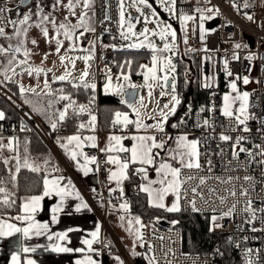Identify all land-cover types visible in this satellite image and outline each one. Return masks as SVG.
Returning a JSON list of instances; mask_svg holds the SVG:
<instances>
[{
  "label": "built area",
  "instance_id": "1",
  "mask_svg": "<svg viewBox=\"0 0 264 264\" xmlns=\"http://www.w3.org/2000/svg\"><path fill=\"white\" fill-rule=\"evenodd\" d=\"M20 2L0 0V8L5 9L0 15V27L4 28L5 34L13 31L14 26L8 20L10 12L20 8ZM207 3L219 10V23L205 34L203 42H199L195 33L189 43L197 49L199 86L208 92V98L202 103L205 107L197 108L192 102L184 104L178 114L177 127L154 134L157 142L166 140L175 132L196 135L200 167L181 168L179 209L210 215L212 240L201 253L185 252L178 227H173L170 221L163 223L164 219L155 221L147 218H140L143 225L141 227L140 224V237L149 249L153 264H232L234 261L237 264H264V0H208ZM204 6L203 2L199 5L200 8ZM197 7L194 0H175L178 13H192ZM93 9L92 34L96 47L92 64L96 71L94 80L98 83L105 76L102 67L111 65L118 51L131 48L128 45L132 41L118 34L117 0H94ZM89 38L90 33H84L78 40L85 44ZM236 44L240 48H235ZM203 77L209 79L210 86L201 84ZM244 77H248L249 83H244ZM233 81L238 92L249 93L247 115L250 118L243 125L234 117L222 114L223 97L236 95L229 87ZM3 97L10 101L8 93ZM97 107L96 103H90L88 112L98 113ZM238 107L239 102L233 105V108ZM16 108L23 116V122L17 126L0 123V136L34 131L51 147L53 142L37 119L25 107ZM112 120L105 130L121 134L128 131V127H114ZM205 121H208L207 125ZM221 134L231 139L223 141ZM237 137H243L239 144L236 143ZM240 148L248 151L242 152ZM234 151L238 153L236 157L233 156ZM86 153L91 154L92 151L86 150ZM104 167L105 163L101 161L100 172ZM134 172L139 175L136 168ZM104 183L105 177L101 174L100 185ZM193 188L196 192L192 191ZM100 193L104 197L102 190ZM114 199L127 203L120 191L116 192ZM213 215L217 216L215 221ZM91 247L97 254H105L113 248L124 264H134L109 229L106 235L101 234L92 242Z\"/></svg>",
  "mask_w": 264,
  "mask_h": 264
},
{
  "label": "snow or ice",
  "instance_id": "2",
  "mask_svg": "<svg viewBox=\"0 0 264 264\" xmlns=\"http://www.w3.org/2000/svg\"><path fill=\"white\" fill-rule=\"evenodd\" d=\"M92 0H83V9L87 10L91 6ZM158 2L170 13L173 11V7L175 4V0H158ZM56 3L59 4L60 0H56ZM80 3V0H75V4L73 3V0H69V3L65 5L70 11L72 15H75L74 8L77 4ZM139 3L142 5H145L149 8H151V5L148 4V0H139ZM123 5V0H121V6ZM55 6V5H54ZM247 6V5H245ZM5 9L0 8V15L4 13ZM7 11H11V9H8ZM41 10H38L37 14H40ZM211 11V10H210ZM153 16H156L155 10L152 12ZM87 16L86 11H82L80 14V17L78 19V22L75 25L72 24H64L61 23L58 26L55 24V21H50L53 25V27L56 29L57 33L59 34L62 30L63 36L66 40L70 41L69 50H75V41L81 37H83L84 32L91 31L92 29L85 26V17ZM211 19V16L208 17ZM42 19L44 21H48V16H43ZM67 20V17L65 18ZM105 19H108L107 15H105ZM147 20V17H145ZM181 23L183 24L186 20H191V16L181 15L179 17ZM203 20V17H201ZM248 19H252L251 16H248ZM30 20V16L28 14H24L23 19L19 20V24L24 25ZM8 23L15 26L16 21H12L11 19L8 20ZM124 23V12L123 7H121V25L123 26ZM159 24V21H157ZM39 26V25H37ZM83 27L84 31L80 33L79 37L74 36V33L77 29ZM134 25L131 23L127 26V32H121V35L124 39H129L131 36H143V41L140 43L130 44L128 47L131 48H140L145 46V42H147V47L150 48L153 51V55L151 58V67H148L147 65H141V68L146 69L142 74L144 76L145 80V87L148 88V97L149 100L153 97V89L154 87L160 88V96L163 97L167 95L166 89L171 88L172 95H171V104H164L163 108H156L153 109L154 112L157 113V115L150 117V119H153L155 121L154 124H148L145 123V121L141 118V109L145 108L146 105L144 104V97L140 96L139 99L135 98V95L133 93H125L124 88L122 85H118L115 87V91L117 93H123L125 98L121 99L122 104H126L127 107L131 110L132 113L135 114L136 119L133 120L129 117V113L127 112H120L116 111L114 113V118L112 120L113 126H122L123 128H127L129 125H135L136 129L139 131H143L145 134L143 135H131V136H119V135H110L108 137V144L105 148H101V152L108 153L107 155V163L115 166V170L110 169V175L108 179L110 181H115L118 185L120 182L124 179H127V172L131 165L139 164L141 167L136 168L137 173H143L144 177L147 178V168L144 166H151L155 163V157L159 155V152H154V149H163L165 148V141L161 140L160 142H157L156 135L155 134H149L150 130H154V132L163 133L164 132V125L168 121L169 116L173 115L176 111V106L180 104V100L175 95V80L170 79L169 72H175V65L172 62L171 57H158L155 53L156 52H165L170 51L173 48V45L176 41V32L171 29V25L164 24L160 27L159 31L156 30H150L148 28H144L139 34L135 33L133 31ZM201 29V39H204L203 32H204V26L203 23L200 25ZM21 29L17 28L16 33L19 34ZM24 32L27 31V29H23ZM42 34L45 38H48V29L42 28L41 29ZM151 32L152 35L159 36L161 40H167L168 37H171V43H164V47L162 49H158L155 44H153L148 37V33ZM5 31L3 27H0V36L4 35ZM51 39L56 40V53H59L61 50V47L63 46L64 41L58 39L57 37H52ZM33 44H36L37 42L35 40L32 41ZM91 43V42H90ZM185 43H187V37L185 36ZM235 48H240L239 44L235 45ZM20 47H16L15 51L20 52ZM6 51L3 48H0V52ZM28 50H25L24 55L28 56ZM47 57V54L45 55V58ZM91 56H83V57H75L71 59V63L73 67L75 66V59H83L86 64V68L84 72L81 74L80 80L83 83V86L85 88L91 87L92 89H95L96 85L92 83L89 85L85 81V77L89 75L88 71V62L91 60ZM237 58V57H234ZM251 58V57H249ZM69 57L67 56H60V61L63 63L65 60H68ZM26 61H21L20 63H25ZM12 61H9V64H11ZM128 64L130 65L131 62L129 61ZM35 71L36 73H40L41 71H45L42 68H35V69H29V75H31L32 71ZM225 70L227 71V61H225ZM48 71H51L50 69ZM70 73L65 72L64 75H60L58 77H54V79L64 81L68 79ZM228 75H231L230 72H228ZM125 80H129L130 78L127 75H124L123 77ZM111 78L109 77V83L106 84L105 88L108 90L111 87ZM244 83H249L248 77H244ZM210 86V85H205ZM45 87H48L47 81H45ZM129 88L135 89L137 85L129 83ZM232 92H235L236 95L233 96L231 94H226L223 97L224 104L222 107V114L226 117H234L235 120L243 125L245 124V121H247L250 117L247 115V104H248V98L249 93L243 92L240 93L237 90L236 82L233 81L229 85ZM21 91H24L23 88H21ZM60 99L62 100H70L69 96H61ZM239 102L238 108H233V105ZM74 103V102H73ZM73 103L65 104L64 110L59 112V121H63L66 118L67 110L69 108L73 107ZM157 104L159 105V101H157ZM139 105V107H137ZM87 107L85 105H79L78 111L83 113L87 111ZM167 110V111H165ZM203 111V109H201ZM243 116V119L241 117ZM4 118V113L0 112V119ZM205 125H207L208 121L204 122ZM89 124L91 125L92 129L95 128V116H90ZM86 125L81 123L78 128L83 129ZM173 127H177V125H173ZM51 128L55 130L57 128V122L53 121L51 122ZM245 131H247V128H245ZM67 141L66 143H60V139L58 138L57 142L60 143V147L65 149L66 153L69 154L70 159L77 160L78 156H83L84 163L80 165V167L85 171V174H87V171L90 169L88 168L89 164H93L97 162V157L95 156H87L82 151H71L68 152V145L75 142V149L80 150L84 146L85 142H93L91 143V147H97V145L94 143L95 136H86L81 137L79 134L71 135L66 138H64ZM125 139H131L134 141V143L131 145V147H126L123 144V141ZM223 141H228L231 138L227 135L221 134L220 137ZM243 137H237V144H239L240 140H242ZM178 142H180V148L182 150L176 151L175 154L172 156V159H176L177 156H179V163L181 167H174L171 163L168 162H161L159 166L156 168L157 175L161 178L158 181H149V184L147 187L141 185V189L148 193L149 195V203L153 206L158 207H165L163 201L165 196L172 192L177 197V202L179 201V191H180V185L181 181L179 179L181 168L187 167V168H199L200 164L198 162V150H197V141L192 140L188 141V137L185 135H181L177 137ZM235 147V146H234ZM259 147V146H257ZM240 151H248L247 149L240 148ZM112 153H116L113 155ZM121 154H127L125 156H122ZM264 154V153H262ZM238 153L236 151L233 152V156L236 157ZM249 155H252L251 152H249ZM7 163V161H5ZM79 163V162H78ZM26 166L31 167L30 165H27V162H25ZM33 171H38L39 169L32 167ZM59 179H63V177H60ZM59 179H54L51 182L45 178L44 180V192L42 196H32L30 198L31 206L26 203L22 206V210L26 213V215H18L14 219L20 220V221H28L26 227H18L16 224L10 223L6 220L0 219V237H8L12 236L15 233H22L23 236L27 239L30 238L31 235H43L48 230V224L44 223H37L34 221L33 213H35L37 206L39 204V201L42 200L45 196L51 195L55 193L56 195L60 196L61 203L63 202L64 196L68 194L69 186L71 185V182L69 181V185H66L64 187L59 186ZM191 179V177H189ZM245 179H249L248 177H245ZM51 183L52 187H49V184ZM159 183L161 187L159 189L152 188L151 185ZM201 183H203V178L201 179ZM5 191L4 188H0V193H3ZM193 192H196V189H192ZM242 195H245L246 193H241ZM77 195H79L77 193ZM232 195H236L235 192H232ZM223 199V198H221ZM4 203H8V198L5 196ZM86 206V205H85ZM121 207H127V204L121 205ZM235 207V205H233ZM60 210V206L58 205L56 208L53 209V212H58ZM79 210V206L77 208ZM167 211L173 212V211H179V207L177 203H174L172 207L167 208ZM225 215H228V213H225ZM213 221L217 219V217L213 216ZM56 217L53 215L52 222L55 223ZM131 223V222H130ZM136 223L141 224L139 218H136ZM141 227L143 225L141 224ZM93 238L96 237V233H93ZM66 238L65 233H59L58 239L64 240ZM51 239V236L49 237ZM84 244L88 245L89 250H92V241L91 240H85L83 241ZM36 251L35 247L29 248L24 247L23 252H34ZM53 251L57 252H68L71 251L69 248L61 247L59 245H53ZM76 251H83L82 249H77ZM250 251V250H249ZM135 254V253H133ZM120 264H123V261H120V258H116ZM12 264H20L19 256L18 254L14 253L12 256ZM24 264H35V261L28 259L24 262ZM77 264H96V261H94L90 256L86 257L84 260L77 261Z\"/></svg>",
  "mask_w": 264,
  "mask_h": 264
},
{
  "label": "crops",
  "instance_id": "3",
  "mask_svg": "<svg viewBox=\"0 0 264 264\" xmlns=\"http://www.w3.org/2000/svg\"><path fill=\"white\" fill-rule=\"evenodd\" d=\"M194 1L198 7L202 2L204 3L202 0ZM136 2L141 6V8L149 9V7L140 4L139 0H136ZM148 4L156 7L154 0H148ZM93 8L94 0L92 5L94 15ZM80 33L81 32L77 35L79 36ZM76 41H78V39ZM150 41L156 46V41ZM87 42L88 40L85 44L80 43L84 47L87 45ZM70 43L71 42L68 40L64 42L65 47L63 51H65L67 47L69 48ZM0 112L2 111L0 110ZM90 116H95L94 130L89 124ZM81 123L85 124L86 127L78 129L67 135L58 136L52 141L54 144V150L51 149V147L50 150L52 151L54 157L58 155L59 159L57 160L55 158V162L52 165L48 164L47 157H33L27 154L23 156L19 155L16 149L15 136H0V158L7 161L6 165L8 170L10 164L9 162L14 164L17 163L19 166L18 169L22 166H26L25 162H27V165L31 166L30 168L35 167L44 172L42 177V191L39 195L35 196L43 195L45 178L51 182L54 179L63 177V179H59L60 187L69 185V181L71 182L68 194L64 196L62 203L60 196L53 193L40 200L35 213H33L35 222L48 224L47 232L39 236L31 235L30 238L27 239L22 233H15L8 237H0V264H12V256L14 253L18 254L20 264H24V262L28 259L35 261V264H77V261L84 260L88 256L96 261V264H120L116 258L119 257L120 261H122V258L117 250L112 248L105 254H97L92 250L90 251L88 245L83 243L85 240H91L92 242L98 240L101 234H107V229L114 234L119 244L124 248V250H126L131 259H133L132 261L134 264H153L150 259L149 249L140 237V224L136 223V218L139 217L127 213L128 205L126 208L121 207V205L127 204L126 202H113L111 200V195L115 191L119 190L123 180L118 185L115 181H110L108 179L110 169L115 170V166L106 162L108 153L100 151L101 148H105L108 144V137L110 135L127 137L131 135H143L145 133L142 130L138 132L135 125H132V130L129 129V126H131L129 125L128 131L125 134L101 129L98 123V113L95 112H89L86 119L81 121L79 125ZM154 133V130H150L149 134ZM76 134H79L82 138L86 136H95L96 138L94 143L97 147L95 148L90 146L93 142H85L84 146L80 150L75 149V142L68 145V152L74 150L82 151L89 157H97L96 163L88 165L90 170L87 171V174H85V171L80 167V165L84 163L83 156H78L77 160H72L70 159L69 154L66 153L65 149L60 147V143L67 144V141L64 138ZM181 135L187 136L189 142L192 140L197 141L196 135L192 132H175L170 134L168 138L164 140L165 148L154 149V152H159V155L155 157L153 167L147 169V178L144 177L143 173H139V189L141 191H143L141 189V185L147 187L149 181H158L161 178L156 172V168L161 162H168L174 167H181L179 158L176 160L172 159V156L176 151L182 150L180 148V142L177 140V137ZM58 138L60 139V143L57 142ZM133 143L134 141L131 139H125L123 141V144L129 148ZM86 150H91L92 153L88 154L86 153ZM112 154L115 155L116 153ZM121 155L125 156L127 154ZM170 155L171 159L169 160ZM9 157H12V160ZM101 161L105 163V167L100 172ZM137 165L138 166L136 168L141 167V165ZM101 174L105 177V183L103 185H100ZM49 187H52L51 183L49 184ZM151 187L159 189L161 185L156 183L151 185ZM100 190L103 191L104 197L101 196L102 194L100 193ZM77 193L79 195H77ZM145 193L147 194L149 202V195L147 192ZM31 197L32 196L23 199L19 213L1 215L0 219L16 224L18 227H26L28 221H20L14 218L18 215H26V213L22 210V206L26 203L31 206ZM163 203L165 207L162 209L165 210L172 207L174 203H177L179 207V201L177 202V197L172 192H169L165 196ZM58 205L60 206V210L54 213L53 209ZM78 206L79 210H77ZM53 215L56 217L55 223L52 222ZM104 227L105 230H103ZM59 233H65L66 238L64 240H59ZM93 233L97 234L95 238H93ZM50 236L51 239H49ZM53 245L69 248L71 251H53ZM24 247H35L36 251L25 253L23 252ZM77 249H82L83 251H76Z\"/></svg>",
  "mask_w": 264,
  "mask_h": 264
},
{
  "label": "trees",
  "instance_id": "4",
  "mask_svg": "<svg viewBox=\"0 0 264 264\" xmlns=\"http://www.w3.org/2000/svg\"><path fill=\"white\" fill-rule=\"evenodd\" d=\"M82 29L75 31L74 36ZM197 49H186L184 57L176 58L175 72V92L180 97V104L177 106L173 115L169 116L164 125V130L172 131L176 127L179 111L184 104L192 102L197 108H204L202 103L208 98V92L199 86L197 74ZM151 50L148 48H129L120 50L116 53L111 70L115 73H128L132 79H136L140 74L141 65L150 61ZM131 62L129 65L128 62ZM85 81L91 85H96L95 89L85 88L79 79L55 80L40 92L29 90L21 91V87L14 80H4V88L18 101L10 100L0 95V110L4 113V118L0 123L5 126L21 124L24 120L18 107H25L41 124L53 141L58 136L67 135L78 130L79 123L86 119L88 110L81 113L78 111L79 105H89L96 103L98 110V123L101 129L114 117L116 111L128 109L126 104L121 103V98L116 95L106 93L102 90L101 83L95 82L94 77H87ZM59 93H66L73 103V107L67 110L66 118L59 121L57 109V96ZM22 105V106H21ZM57 122V128H51V122ZM133 129V126H129ZM16 149L19 155L25 154L33 157H47L48 164L55 162V157L50 150V146L34 131L30 133L20 132L15 135ZM154 165V164H153ZM151 166H144L147 169ZM138 165H131L127 172V179L122 181L119 190L111 195V200L116 202L114 196L116 192H121L127 199V213L139 218L151 220L164 219L172 222L173 227H178L182 233V249L188 253H201L209 246L212 240L210 230V215L197 212L167 211L157 206L150 205L147 194L139 189L140 177L134 172ZM44 172L41 170L33 171L32 168L22 166L14 175H10L5 161L0 158V188L5 191L0 193V216L16 214L20 212L24 198L39 195L42 191V177ZM7 196L8 203H4ZM232 264H237L236 261Z\"/></svg>",
  "mask_w": 264,
  "mask_h": 264
},
{
  "label": "rangeland",
  "instance_id": "5",
  "mask_svg": "<svg viewBox=\"0 0 264 264\" xmlns=\"http://www.w3.org/2000/svg\"><path fill=\"white\" fill-rule=\"evenodd\" d=\"M205 3L204 8L197 7L195 12L192 13H178L175 10V4L173 7V11L170 13L167 11L159 2L158 0H154L156 7L151 6V8H141L140 5L137 4L136 0H123V5L121 6V0H117V27H118V34L120 36L121 32H127V26L129 23L134 25L133 31L139 34L144 28H148L150 30L159 31L160 27L164 24L171 25V29L176 32V41L173 45V48L170 51L165 52H156L155 54L158 57H171L173 64L175 65V72H176V58L184 57V51L186 49H195L194 46L189 45L191 42V36L195 33L198 35L199 42H203L201 39V29L200 25L203 23L204 32L205 34L212 30L218 23H219V10L213 4L207 3L208 0H202ZM69 0H60V3L57 4L56 0H31V2L24 7L23 9L17 8L10 12V19L12 21H16V24L13 28L11 33L4 34L0 36V48L5 49L6 51L0 52V95L6 96L8 93L9 100H16L8 90L4 88V80H14L16 81L21 88L24 90H29L33 92H40L46 89L45 81L49 84L57 79L54 77H58L60 75H64L65 72L70 73L68 79L66 80H73L79 79L81 74L84 72L86 68L85 61L83 59H75V66L73 67L71 63V59L75 57H83V56H91V60L88 63V71L89 75L87 77H94L95 76V68H93L94 61V51H95V41L93 37V23H94V15L92 11L93 0L91 2V6L89 9H83V0H80V3L76 5L74 8L75 15H72L67 7ZM75 4V0H73ZM55 5V6H54ZM121 7H123L124 12V23L123 26L121 25ZM40 11V14L38 13ZM153 10L156 12V16L152 15ZM211 10V11H210ZM82 11L87 12V16L85 17V26L91 28V31H87L84 33H90V38L88 39L87 45L82 46L80 42L75 41V50L67 49L63 51L65 44L61 47L59 53H56V40L51 39L52 37H57L62 41H66L63 36V32L58 34L56 29L53 27L50 21H55V24L58 26L61 23L64 24H72L75 25L78 22L80 14ZM24 14H28L30 16V20L24 24H19V20L23 19ZM181 15L191 16V20H186L181 23L179 17ZM43 16H48L49 20L44 21L42 19ZM211 16V19L208 17ZM67 17V20L65 19ZM147 17V20L145 19ZM203 17V20L201 19ZM159 21V24L157 23ZM39 25V26H37ZM93 26V27H92ZM21 29L20 33H16V29ZM27 29L26 32L23 29ZM47 28L48 29V38H45L42 34L41 29ZM84 31V28L81 27ZM185 36L187 37V43H185ZM149 40L156 41V47L158 49H162L164 47V43L168 42L171 43V37H168L167 40H161L159 36L152 35L151 32L148 33ZM132 43H140L143 41V36H131L129 38ZM35 40L37 43L33 44L32 41ZM91 42V43H90ZM20 47V52H16L15 48ZM140 48H148L147 42H145L144 47ZM25 50H28V56L24 55ZM151 50V49H150ZM63 51V52H62ZM47 57L45 58V55ZM153 51L151 50V58L153 55ZM60 56H67L69 57L68 60H65L63 63L60 61ZM151 58L150 61L145 63L148 67H151ZM9 61H12L9 64ZM21 61H26L25 63H20ZM42 68L45 71H41L40 73H36L34 70L32 71L31 75H29V69L35 68ZM51 71H48V70ZM103 71L105 72V76L102 78L101 87L102 90L106 93H110L113 95L118 96L119 98H123V93H117L114 89L118 85H122L125 90L129 89V83L137 85V93L136 99H139L140 96L144 97V104L146 105L145 108L141 109V118L148 124H154L155 121L150 119V117L157 115L153 109L156 108H163L164 104H171V95L173 94L171 88L166 89L167 95L161 97L160 96V88L154 87L153 89V97L149 100L148 97V88L145 87V80L143 76V72L146 69L140 70V74L137 76L136 79H132L128 73H115L111 70L110 65H104L102 67ZM175 72H169L170 79L175 78ZM127 75L130 79L125 80L123 77ZM85 77V78H87ZM109 77L111 78V87L106 90L105 86L109 83ZM209 79L203 77L201 79V84L203 86L208 85ZM175 95L180 100V97L175 92ZM61 96H68L66 93H59L57 96V109L58 113L64 110L65 104H70L71 100H62L60 99ZM159 101V105L157 104ZM178 106V105H177ZM176 106V108H177ZM139 107V105H137ZM99 110V107H97ZM167 111V110H165ZM129 113V117L133 120L136 119L134 113L128 108L125 111ZM114 118V117H113ZM43 140V139H42ZM44 141V140H43ZM45 142V141H44ZM51 147L54 150V144H51ZM12 160V157H9ZM57 160L58 155L55 156ZM179 156L176 157L178 159ZM171 159V155L169 156V160ZM173 159V160H176ZM9 174L14 175L16 170L18 169L17 163L9 162ZM215 216V215H213ZM217 217V216H215ZM163 223H167V220L163 221ZM133 260V259H132ZM123 261V260H122ZM124 264V263H123Z\"/></svg>",
  "mask_w": 264,
  "mask_h": 264
},
{
  "label": "water",
  "instance_id": "6",
  "mask_svg": "<svg viewBox=\"0 0 264 264\" xmlns=\"http://www.w3.org/2000/svg\"><path fill=\"white\" fill-rule=\"evenodd\" d=\"M31 2V0H21L20 2V9H23L24 7H26L29 3ZM125 93H133L136 97V93H137V89H132V88H129L127 90H125ZM123 98H125L123 96Z\"/></svg>",
  "mask_w": 264,
  "mask_h": 264
}]
</instances>
